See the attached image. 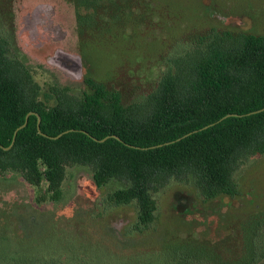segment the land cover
<instances>
[{"label":"rangeland","instance_id":"rangeland-1","mask_svg":"<svg viewBox=\"0 0 264 264\" xmlns=\"http://www.w3.org/2000/svg\"><path fill=\"white\" fill-rule=\"evenodd\" d=\"M219 32L264 35V0H0V35L40 87L80 98L85 79L143 104ZM44 169V167H42ZM90 166L66 167L62 193L0 171V264H259L264 253V153L236 172L239 192L204 198L188 179L150 193L155 218L138 226L118 204V179L98 185Z\"/></svg>","mask_w":264,"mask_h":264},{"label":"trees","instance_id":"trees-1","mask_svg":"<svg viewBox=\"0 0 264 264\" xmlns=\"http://www.w3.org/2000/svg\"><path fill=\"white\" fill-rule=\"evenodd\" d=\"M16 51L1 34L0 171H20L36 185L46 179L54 197L68 165H88L98 185L125 182L111 199L135 203L138 226L149 229L154 185L188 179L204 198L234 195L242 162L264 153V35L214 34L202 51L178 60L145 103L129 105L120 90L93 79L80 98L53 88L49 105Z\"/></svg>","mask_w":264,"mask_h":264},{"label":"water","instance_id":"water-1","mask_svg":"<svg viewBox=\"0 0 264 264\" xmlns=\"http://www.w3.org/2000/svg\"><path fill=\"white\" fill-rule=\"evenodd\" d=\"M261 110H264V108L263 109H261ZM260 110V111H261ZM31 113H34V112H30L28 115H27V117H26V121H25V123L24 124H22L17 130H16V132H15V136H14V139H13V143H14V141H15V138H16V135H17V132H18V130L19 129H21V128H23L26 124H27V122H28V118H29V116H30V114ZM229 115H231V114H228V115H226L225 117H227V116H229ZM224 117V118H225ZM209 125H207L206 127H204V128H207ZM38 127H39V131L41 132V129H40V120H39V124H38ZM69 130H67V131H65V132H68ZM63 133H61V134H59V135H57L56 137H53V138H58V137H60L61 135H62ZM188 134H190V133H188ZM187 134V135H188ZM187 135H185V136H187ZM109 137V136H108ZM108 137H105V138H103V139H101V141H105ZM13 143H12V145H13ZM11 145V146H12ZM10 146V147H11Z\"/></svg>","mask_w":264,"mask_h":264}]
</instances>
